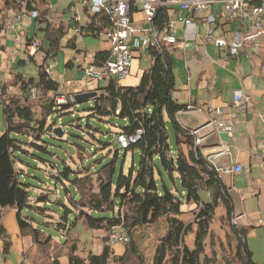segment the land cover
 I'll list each match as a JSON object with an SVG mask.
<instances>
[{"label":"trees","instance_id":"trees-1","mask_svg":"<svg viewBox=\"0 0 264 264\" xmlns=\"http://www.w3.org/2000/svg\"><path fill=\"white\" fill-rule=\"evenodd\" d=\"M3 1L7 10H20L16 0ZM29 8L33 9L32 6ZM5 19L7 14L0 9V32ZM97 19L109 25L105 15L96 14L91 30L100 29L96 26ZM37 20L40 24L45 23L44 30L51 40L53 52L57 51L67 28L62 24L51 28L46 21V12L41 13ZM166 21L167 9L159 8L154 25L163 29ZM108 55V51L98 52L95 63L103 64ZM149 55L152 65L143 73L138 85L123 86L118 80L110 79L106 86L98 90L92 105L81 102L87 105L84 109L89 117L98 123L108 122L118 129L116 143L120 133L128 137L138 135L137 140L126 149L117 144L113 151L115 142L99 138L103 150L108 149V154L88 164H85L87 157L82 155V150L89 149L77 145L83 164L74 168L72 164L62 161V167L54 170L57 172L47 175L49 180L54 181L55 187L61 186L62 194L58 190L55 200L52 199L55 194L41 188L42 183L47 187L51 184L34 175H27L21 166L26 163L23 155L29 154L27 147L32 145L37 149L32 155L44 161L48 167L51 161L41 153L53 154L49 150L53 144L44 137L51 136L63 141L55 134L57 119L51 123L49 118L53 114L58 119L59 116L71 114L78 102L55 104L54 95L59 83L47 75L43 66L38 80L21 79L18 82L24 98L15 96L5 103L7 129L0 135V240L4 254L10 252L12 242L3 224V215L7 209H16L21 234L32 238L36 248L35 259L38 257L40 264H62V257H67V264H110L112 259L117 264H217L215 254L211 257L206 254V240L211 235L218 209L223 208L224 217L229 220L234 218L233 199L216 166L204 156L201 146L195 145V135L177 119L178 113L188 110L189 106L173 97L176 80L167 47H151ZM32 86L40 90L39 97H31ZM86 125L94 130L88 132L94 137L97 132L103 133L92 123ZM172 134L175 135V145L171 142ZM75 136L85 141L83 136ZM121 150L125 154L117 175ZM137 151L138 160L133 155L132 165L128 173L125 172L127 153ZM95 152L87 153L90 159L99 153ZM107 156H111L110 160L106 159ZM27 177L42 182V186L37 184L41 190L35 198L31 193L34 185ZM167 179L173 183V187ZM203 192L209 194L208 201L203 198ZM184 206L194 207L191 209L192 222L184 219L187 213ZM161 222L165 224L164 232L158 237L152 261H149L139 239L144 230ZM79 228L106 234L100 252L81 248L83 240L75 232ZM114 228L130 236L129 242L124 243L126 246L122 255L116 254L108 244ZM231 231L237 240L236 254L228 264H259L246 243L247 229L234 225ZM192 233L195 238L191 247L187 236Z\"/></svg>","mask_w":264,"mask_h":264},{"label":"crops","instance_id":"crops-1","mask_svg":"<svg viewBox=\"0 0 264 264\" xmlns=\"http://www.w3.org/2000/svg\"><path fill=\"white\" fill-rule=\"evenodd\" d=\"M76 1L31 0L30 6L39 11V16L46 12V21L51 28L61 24L67 28L59 49L53 52L51 40L44 30L45 23L40 24L37 19L20 14L19 10H7L4 1L0 0V9L7 14L0 32V135L7 129L5 103L15 96L24 98L18 83L21 79L38 80L43 64L52 59L55 62L52 77L59 83L57 93L79 94L85 91L83 71L86 65L98 52H109L110 45L104 34L109 25L97 19L96 26L100 29H90L96 14L78 9L82 15L84 38L80 40L75 36V24L67 6ZM170 11L181 13L178 3L173 4ZM209 14L217 18L214 24L217 34L230 36V32L240 25L226 20L221 4L194 13L199 18ZM132 19L137 27L145 23L142 12L133 13ZM206 33L203 24L197 23L190 28L179 24V44L167 46L176 80L173 97L189 106L188 110L178 113L177 119L185 129L203 138L202 152L216 166L231 194L235 215H240V226L248 231L246 243L256 261L257 250L264 252V55L252 51L248 43L240 55H232L224 48L216 47ZM34 40L40 41L41 49L35 51L32 48ZM151 65L149 51H136L129 74L136 78V83L124 85L120 81L121 85H138ZM106 84L102 82L96 91ZM236 91H242L250 98V105L246 106L244 113L234 100ZM92 102L85 101V104L92 105ZM217 108L222 109V119L232 125V134L213 122ZM236 167L241 171H236ZM209 198L208 194L205 200ZM3 224L8 232L14 233L16 244L4 254L0 240V264H40L39 258L34 256L36 248L32 238L27 244L26 236L21 234L16 209L5 210ZM27 249H30L29 253ZM30 253H34L33 257L29 256ZM61 262L67 264V257H62Z\"/></svg>","mask_w":264,"mask_h":264},{"label":"built area","instance_id":"built-area-1","mask_svg":"<svg viewBox=\"0 0 264 264\" xmlns=\"http://www.w3.org/2000/svg\"><path fill=\"white\" fill-rule=\"evenodd\" d=\"M19 5V12L22 15L33 19L39 18V11L30 9L31 0H16ZM75 4L67 6L72 14L74 21V31L77 39L83 40V20L78 9H83L91 14H103L107 17L109 28L104 32L109 45V55L107 60L98 65L95 63V57L91 58L90 63L84 68L85 91H96L102 82L108 83L110 79H116L119 82L129 76L134 53L147 52L151 47L156 46H176L179 44L177 36L178 25L190 28L197 23L203 24L207 29L208 39H212L214 45L218 48H224L232 55H240L245 45L250 44L252 51L263 52L264 55V0H78ZM178 3L181 13L174 14L172 5ZM222 5V15L229 22H239L240 25L233 30L230 36L216 33L214 26L217 18L214 14L205 17H197V13ZM170 8L168 18L163 29H158L154 25L159 8ZM142 12L144 15V25L137 27L132 19V14ZM53 14V12H52ZM32 48L38 50L41 46L39 40L32 41ZM55 62L48 59L43 64V69L47 75L52 77ZM53 78V77H52ZM32 98L40 96L41 92L36 86L30 89ZM76 95L70 93H56L54 101L56 105L76 102ZM234 100L240 106V112L244 113L246 106L250 105V98L242 91H236ZM216 118L214 123L225 132L232 134L233 127L222 119V109H215ZM138 135L128 137L120 133L117 137V144L120 148L126 149L131 142H135ZM194 143L200 146L203 138L195 136ZM241 171L240 167L235 168ZM240 215H236V222H239ZM117 228L111 235V241L128 243L130 238L127 233H119Z\"/></svg>","mask_w":264,"mask_h":264},{"label":"rangeland","instance_id":"rangeland-1","mask_svg":"<svg viewBox=\"0 0 264 264\" xmlns=\"http://www.w3.org/2000/svg\"><path fill=\"white\" fill-rule=\"evenodd\" d=\"M135 79L136 78L133 76H128L125 79H123L121 83H123L124 85H130V83H136ZM87 105H90V104H87ZM87 105H84V104L77 105L71 110L72 112L71 114L65 115L63 117L59 116V119L56 118L57 117L56 114H53V116H51V118L49 119V122L51 123L57 119L58 127L62 128V135L59 138L62 139L63 141L59 139L57 140L55 138H51V136L44 137L45 140L53 144L49 146V150L53 154L41 153L42 156L50 159L51 163L50 162L48 163V167H46L47 165L44 161L32 155V152H37L36 151L37 149L33 147L32 145H28L29 147L27 148H29L30 152L29 154L23 155V159L25 160L26 163L21 166L25 168V172L27 173V175H31V176L34 175L42 179L43 182L51 184V186L47 187L45 186V184H43L38 179L27 177L29 182H31L32 185L35 186V187L34 186L31 187V193L33 195V198L37 197L38 191H40L41 188H45V190L48 189L50 193L52 192L53 195L55 194V196H52L53 200L57 198L56 196H58V190H60L61 191L60 193L62 194L61 186L55 187L54 181L52 179L49 180V177L47 175L49 172H53L57 167L61 168L63 165L62 161H66L72 164L74 168L80 167L83 163L80 160L79 155H78V152L80 149L79 146H86L89 149V151L82 150V153H83L82 155L87 157L85 164H88L108 154L107 152L108 149L103 150L102 144L98 141L99 138L101 139L108 138L104 140L115 142L113 145V151L116 149L117 147L116 135H117L118 129H116V127H114L112 124H109L108 122L98 123L94 118L89 117L88 116L89 113L86 112L84 109ZM113 122H117V121H113ZM88 123H92L98 126L103 131V133L93 132V133H96V136L94 137L92 134L88 133L90 131H94V130H91L90 128H87L86 124ZM78 124H81V126H78ZM104 132H110V133L108 134ZM75 135L83 136L85 141L82 138L77 137ZM106 135L107 137H104ZM21 138H24V137L21 136ZM171 142L173 143V145H175V135L174 134L171 135ZM92 151H96L99 153H97L95 157H91L92 159H90L87 153L92 152ZM38 153L40 154V152ZM95 153H93V156ZM124 154L125 152L121 150L119 160H118L117 175H119L120 173V168L122 166V161H123L122 159H123ZM132 157H133L132 152H128L126 156V162H125V172L127 173L132 165ZM110 158L111 156L109 157L107 156L106 159L110 160ZM135 158H136V161L139 158L138 151L135 152ZM27 163H29L31 166H29V164ZM44 171H46V174ZM55 172L57 171H54V173ZM159 181H160V178H159ZM167 182L168 183L170 182V185L173 187V183L169 179H167ZM41 183L43 186L41 185ZM37 184H40L42 187L39 188ZM202 196L204 199L208 198V194L206 192H203ZM192 208L194 207L184 206L183 208L185 211L187 210V213L184 215V219L187 220L188 222L189 221L192 222L194 220L193 213L191 211ZM235 222H236V215L234 216L232 220H229L227 217H224L223 208L218 209V212L216 213V216L213 219V223L211 226V235L206 240L205 250H206V254H208V256L210 257L213 254L216 255L217 264H228L230 260L235 259V254H236L235 246H236L237 240H236V237L232 235L231 227L234 225L240 226L239 224ZM164 228H165V224L161 222L159 225L148 228L144 230V232H142V238H140L139 241L149 261H152L155 247L157 245L158 237L163 234ZM75 232L77 235H79L80 239L83 240L82 241L83 245L81 247L83 248V250H93L95 252H100L102 250L104 246V238L106 235L104 232L102 231L93 232V231H88L84 228H79V231H75ZM118 232L127 233L120 229H118ZM9 234L11 235L12 244L15 245L16 237L14 233L11 230H9ZM111 235L108 239V244L112 246L116 254L122 255L123 251L125 250L124 247L126 245L120 242L111 241ZM25 238L28 244L30 242V239H29L30 237L26 236ZM194 238L195 236L193 233L187 236V242L191 247L194 244ZM119 247H120V250H119ZM29 250L30 249H27V253H29ZM33 255L34 253H30L29 256L33 257ZM255 259L257 262L264 264L263 250H257ZM110 264H117V263L114 261V259H112Z\"/></svg>","mask_w":264,"mask_h":264},{"label":"water","instance_id":"water-1","mask_svg":"<svg viewBox=\"0 0 264 264\" xmlns=\"http://www.w3.org/2000/svg\"><path fill=\"white\" fill-rule=\"evenodd\" d=\"M97 94H98L97 91L79 93L76 95V102L81 103L82 101H91L97 96ZM55 134L58 136H61L62 135V128L57 127L55 129Z\"/></svg>","mask_w":264,"mask_h":264}]
</instances>
